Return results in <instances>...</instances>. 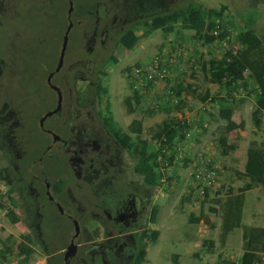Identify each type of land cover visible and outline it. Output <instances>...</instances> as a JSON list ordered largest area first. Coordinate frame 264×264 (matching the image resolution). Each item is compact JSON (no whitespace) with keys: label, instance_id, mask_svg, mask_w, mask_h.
Returning a JSON list of instances; mask_svg holds the SVG:
<instances>
[{"label":"rangeland","instance_id":"rangeland-1","mask_svg":"<svg viewBox=\"0 0 264 264\" xmlns=\"http://www.w3.org/2000/svg\"><path fill=\"white\" fill-rule=\"evenodd\" d=\"M57 1L63 4L59 5L58 11L54 8L56 15L51 16L52 10L42 8L43 0H0V58L4 60L1 65L3 67L0 69V122L2 123L0 124V141H5L9 146L11 137L23 143L28 142L24 140L34 138L35 149L38 148L37 156L40 155L46 142H44L43 134L39 138V135L32 132L34 131L32 124L45 112L44 107L54 104V100L46 103L44 94L45 92L50 99L48 91L53 98V94L45 84L47 73L43 76L42 71L43 60H45L43 59V47L45 44L46 49H50L52 62H55L68 24L67 3L63 0ZM80 1L75 0L78 5ZM197 1L205 7H219L221 4L227 6V20L230 22L227 27L225 26L230 32L227 39L216 41L211 45H203L193 39L192 30L176 26L174 32L165 33L163 30L152 32L129 51L118 49V37L123 31L136 22L142 21L148 15L181 4L182 0H150L145 9L135 0H99V5H101L97 13L99 23H93L94 16L80 14L79 11L71 16L73 22L68 33L69 42H67L64 55L65 65L60 70V74H66L68 78V83L64 85L67 92L70 90V94L75 96L76 92L80 91L81 96V93L85 92L82 90L85 86L88 87L87 92H91L95 81L99 78L108 88L109 107H106V96L99 97L101 100L97 103L95 97L89 94L92 103L88 101L86 110L95 114L96 110L100 109V112L111 116L123 131L128 129L133 119L141 120L143 128L141 138L147 140L151 149L158 147V141L151 138L149 128H154L164 119L180 121L188 117L189 122H194V125L183 143L186 151L190 150L192 158L198 153L205 154L211 163L218 165L220 170L218 182L210 187L203 203L201 200L204 193L199 194L195 187L188 185L193 161L187 163L185 167L181 161L162 169L161 183L149 195L145 212L144 210L143 213L141 212L144 203L136 204L134 207L130 206L131 210L128 209V203L126 204L130 214H145L146 217L149 216L152 206H157L155 228L160 233L159 238L157 237L156 243L149 244V259L142 264H222V259H236L242 253L241 228L234 230L236 232H232L231 237L228 235L225 242L221 243L219 241L220 230L217 232L214 231L215 228L211 230V225L202 220L192 223L190 218L201 213L204 219L209 217L208 219L218 220L217 214L213 212L218 208L213 199H223L227 191L235 192L244 185L247 178L238 176L235 171L243 170L246 147L250 141L264 145V114H262L260 129H256L251 115L254 107L253 96L246 94L244 90H237L232 93L233 97H229L228 105L232 108V120L235 123L242 121L243 127L228 131L226 121L218 115L217 101L208 100L207 103L202 104L189 92L192 90L204 92L208 89L211 96L225 95V88L222 85L206 77L209 60L221 55L229 48L235 51L238 49L237 37L243 30L244 17L253 10H257L255 30L258 34L264 33V3L259 2L260 0ZM103 2L109 9L107 13L104 12ZM176 30H180V33ZM136 31L138 34L142 32L141 28H137ZM178 41L183 42L187 49L184 55H181L180 61L177 60V66L175 69L172 68L167 80L153 84L149 88H145L146 82L136 83L131 80V70L136 64H146L156 56L165 55L168 46ZM15 55L18 59L13 57ZM112 56H115L117 60L113 62ZM188 58L190 59L187 61ZM33 62L34 68L31 67ZM69 64L73 66L68 68ZM127 67L130 69L127 70ZM57 79L58 74L52 78V82ZM34 82L40 87L38 94L45 97L44 104L39 103L38 100L35 102L38 95L32 89ZM177 82H181L187 91H182L179 97L173 90ZM189 85L190 88H188ZM133 87L144 95L140 103L136 104L135 111L129 113L126 110L124 99L132 94ZM178 99L182 100L181 107L174 109ZM164 107H169L171 110L165 111ZM198 121H201V126L196 124ZM8 124L10 127L6 128ZM3 135L4 138H2ZM220 139H225L227 144H234L235 149L223 154ZM8 149L9 147H0V173L7 176L5 180H9L8 183L0 178V203L5 205L4 208L0 207V248L5 246L4 242L6 238H9L6 244L11 246V251L5 259L0 258V264H50L49 261L47 263V253L54 250L55 253L63 255L73 233V224L66 217H60L53 204L49 205L44 195L43 184L36 183L35 189L31 186L29 176L21 179L18 169L23 172L24 165L18 163L19 151L16 154L14 150L15 158L11 160L10 152L8 156ZM33 153L29 157L30 161L35 156ZM69 156L66 154V157ZM16 163L17 168L15 169ZM133 163V161L125 162L127 175H133L140 180L132 173ZM52 164L50 163L54 168H51L49 178L56 179L57 176H61L66 178V181L69 180L70 190L61 196L60 201L74 215L77 198V188L74 183L77 179L72 175L67 162L59 170L56 169V165ZM37 166L36 163L33 164L34 169ZM16 177L20 179L16 180ZM141 178L146 180L143 176ZM132 193L137 192L132 190ZM200 204L202 205L201 210H199ZM42 205L47 213H51V223L62 225L64 230L57 232L55 227V230H44L46 225L44 222L40 223L41 216L37 217ZM48 206L50 212L47 210ZM6 208H12L20 220L16 223L12 222L5 213ZM89 208L90 206L85 208V216ZM41 212L44 213L42 210ZM127 218H130L129 215L124 220L132 223ZM138 219L143 220L144 218ZM110 220L113 221V218L110 217ZM242 222L264 227L263 187H254L245 192ZM87 226L89 230L91 225ZM40 231H43L42 239L38 236ZM48 232L50 233L47 234ZM22 234H29L33 239L30 245L31 254L25 259L17 255V244ZM198 234L202 235V239L198 238L195 243L185 242L182 239L184 236L197 237ZM209 235L216 237L213 239L215 243L211 253L202 244L203 240L211 239ZM174 241H179V244L175 245ZM175 248H180L186 253L174 260L172 256L175 254L173 253ZM261 260L260 264H264V254ZM68 262L78 264L74 257ZM127 263L125 261V264ZM115 264L123 263L122 260H117Z\"/></svg>","mask_w":264,"mask_h":264},{"label":"flooded vegetation","instance_id":"flooded-vegetation-1","mask_svg":"<svg viewBox=\"0 0 264 264\" xmlns=\"http://www.w3.org/2000/svg\"><path fill=\"white\" fill-rule=\"evenodd\" d=\"M63 1L67 3L68 8L70 7V1L72 2V11L70 14L71 20V16L79 11L80 14H90L94 16L93 23H99L97 16L98 8L101 6L99 5V0H81L79 5L76 4L75 0ZM135 1L140 3V6L145 9L150 0ZM62 4L63 2L60 4L57 0H43L41 6L45 10L51 9V16H55L56 11L54 8L58 11L60 7L59 5ZM103 6L104 12H109L105 2H103ZM68 8L66 11V17L69 23V18L67 16ZM67 42H69V40ZM43 50V59H45L43 60L44 63L42 61L43 76L47 73L45 84L53 94V98L48 91L47 93L49 94L50 99L45 92L44 94L46 95V103L54 100V104L49 107H44L45 112L39 116L37 120L33 121L32 125L34 131L32 132L39 135V138H41L42 134L44 135V142H46L45 146L39 156H37L36 152L38 148L35 149L36 142L33 141L34 138L24 140L25 142H28L23 143V141L20 142L18 139L11 137V145L7 146L5 141H0V147H9L8 156L10 152L11 160L12 158H15L13 153L14 150L16 154L18 151L21 152H18V163L24 165L23 172L21 169H18L21 179L23 180V177L29 176L31 186L35 189L37 187L36 183H38V185H40V183L43 184L45 188L44 195L46 196L47 202L49 205L53 204L55 206L60 217H66L68 221L72 222L73 233L75 230L74 220L77 221L78 233L73 240L74 243L75 240L77 241L75 243V254L66 260L67 264H70L68 261L72 257H74L75 262L78 264H111L110 262L116 263L117 260H122L123 264H125V261L127 263V260H129L127 264H133L134 255L141 241L139 234L144 229H156L155 221L157 220V216H151L155 205L152 206L149 216L146 217L144 216L145 214H130V212L127 211L126 204L128 203V209L131 210L130 206L134 207L136 204L144 203L141 212L143 213V210L145 212L148 204L147 201L149 200L148 197L157 187H150L146 180H142L141 176L143 175L135 170L136 160L130 155V152L125 146L119 144L117 138L110 130V127L105 120L110 116L100 112V109H97L95 114L86 110L88 101L92 103L91 96L95 97L97 103L101 100V98L99 99V96L95 93V83L97 80L95 81L94 88L91 92H87L88 87L85 86L82 88L85 92L83 94L81 93V96L80 91H77L76 95L72 96L70 90L67 92L64 86L68 83L67 75L60 74L62 66L65 65L64 57L62 64L56 69L60 50L55 62H52V53L50 52V49H46L45 44ZM13 57L18 59L16 55ZM3 63L4 60L0 58V69L3 67H1ZM72 66L73 64H69L67 67L70 68ZM143 66H145V64H138L132 68L131 80L136 83L140 82L135 75L134 70ZM31 67H35L34 62ZM50 74L51 77L49 83L47 78ZM57 74V81L52 82V78ZM32 89L36 91L38 95L35 102L38 100L39 103L44 104L45 97H41V95L38 94V89L40 90V87L35 82ZM58 93H60L61 97L60 105H58ZM89 94L91 96H89ZM107 100L108 98H106V103ZM56 107L57 111L42 119V116L46 112L51 111ZM0 124L2 123L0 122ZM8 127H10L9 124L6 128ZM4 137L5 136L3 135L2 138ZM32 153L35 155L33 156L36 159L32 157L33 160L30 161L29 157H31ZM66 154H69L70 156L66 157ZM28 160L30 162H28ZM126 161L134 162L132 168L133 171H129H132V173L138 176L140 180H137L133 175H127ZM66 162L70 165L72 175L77 179L74 183L77 188L74 215H72L67 207H65L60 201L61 196L67 194L70 190L68 185L69 180L66 181V178L61 176H57L56 179L49 178V174L52 172L50 170L51 168H54L50 163L56 165V169L59 170ZM35 163L38 166L34 169L33 164ZM6 164H8L7 161ZM14 168H17V163ZM18 179L20 178L16 177V180ZM47 190H49V194L47 193ZM132 190L137 193H132ZM59 206L62 211L59 210ZM87 206H90V208L87 209L88 212H86L87 215L85 216L84 211ZM40 209L44 213L42 214L40 210L37 217L41 216L40 223L44 222L46 225V228L44 229L45 231H48L49 229L53 230L54 227L57 232L59 230H64L62 225H60V227L59 224L56 225L54 223V225L51 223V213H47L43 205ZM47 210L50 212L49 206ZM128 215L130 218L127 219L132 223L124 220ZM110 217L113 218V221L110 220ZM140 217L144 219H138ZM88 224L91 225L89 230L87 226ZM42 232L43 231H40L38 234L40 239H42ZM49 233L50 232L47 234ZM70 238L68 244L70 243ZM148 245L146 246V253ZM66 247L63 251V255H60L62 258V264L65 262L64 252ZM47 254V263L49 257L53 256L54 261L58 264V258L56 255L60 253L48 252Z\"/></svg>","mask_w":264,"mask_h":264},{"label":"trees","instance_id":"trees-1","mask_svg":"<svg viewBox=\"0 0 264 264\" xmlns=\"http://www.w3.org/2000/svg\"><path fill=\"white\" fill-rule=\"evenodd\" d=\"M259 2L264 3V0H260ZM256 13L257 10H253L252 13H248L244 17L243 30L237 37L238 49L235 51L229 48L221 53V55L214 56L209 60L206 77L208 76L214 82L222 85L225 88V95L211 96L208 89L204 92H194V90L189 92L200 101H217L219 105L218 115L226 121V129L228 131L243 127L242 121L235 123L232 120V108L228 105L230 103L229 97H233L232 93L237 90H244L246 94L253 96L252 122L256 129H260L262 124V114H264V33L258 34L255 30ZM227 16V6L225 4H221L219 7H205L197 0H182L181 4L171 9L148 15L142 21L136 22L123 31L118 37V49L129 51L141 39L148 37L152 32L156 30H163L165 33L174 32L176 26H179L181 29L192 30L195 41L203 45H211L216 41L227 39L230 33L229 28H226L230 23L227 20ZM137 28H141L142 32L140 34L137 33ZM176 32L180 33V30H176ZM174 42L176 41L174 40ZM185 49L187 47L181 41L170 44L163 56L166 61L160 62V64L163 67L169 65L171 69H175L177 65L172 64L171 67L168 61L173 56L177 57L180 61L181 58L179 56L181 54L184 55ZM177 53L180 54L177 55ZM111 59H113V62L117 60L115 56H112ZM126 69L129 70L130 67ZM167 79L165 78V80ZM144 82L147 84L145 88L153 85V82L150 80H145ZM131 85L133 86V84ZM175 86L176 88L173 90L178 97L182 91H186L185 86L181 82H177ZM188 88H190V85ZM95 93L99 97L106 96L108 98V88L100 79H97L95 83ZM143 95L141 91L134 87L132 88V94L124 99L127 112L132 113L135 111L136 104L140 103ZM181 102L182 100L178 99L174 105V109L180 108ZM106 107H109L108 100ZM164 110L170 111L171 108L164 107ZM105 120L119 144L125 146L130 155L136 160L135 170L145 177L147 184L152 188L160 185L163 168L178 163L177 161H173L174 151H176L174 144L184 143L187 139V133L191 131L194 125V122L190 123L185 120L173 121L170 118L164 119L162 122L156 124L154 128H149L151 138L158 141V147L151 149L148 146L147 140L141 138L143 131L141 120L133 119L126 131H123L111 116ZM196 124L201 126V121L196 122ZM220 147L223 154H227L229 151L235 149V145L227 144L225 139H220ZM182 155L179 162L182 161L185 167L187 163L189 164L192 161L190 150L183 151ZM207 165L208 167L211 166L210 163H207ZM235 173L238 176L247 178L244 185L235 192L227 191L223 199H213V201L218 205L220 211L219 241L224 243L228 234L232 233L235 227H240L242 229V253L236 259L229 260L225 258L221 262L222 264H260L262 262L261 256L264 254V227L244 224L242 222V212L245 192L258 186L264 188V145L256 141H250L246 147L243 170H236ZM0 178L4 182L9 181L5 180L7 176L3 173H0ZM208 190H210L209 187L204 188L203 193L205 197L208 195ZM0 207L4 208L5 205L0 203ZM5 213L14 223L20 220L12 208H6ZM156 213L157 206H154L151 216L155 217ZM201 220L210 224L209 220L207 218L204 219L201 213L196 217L190 218V222L192 223H198ZM20 237L21 240L17 244V255L25 259L31 254L30 245L33 243V239L29 234H22ZM157 237V229H144L140 232L139 238L141 241L134 255L133 264H141L145 261L146 246L149 242H156ZM6 241L8 242L9 238H6ZM6 241L4 242L5 246L0 248V258L2 260L11 251V246L7 245ZM202 244L208 248V252H212L214 246L213 239L203 240ZM51 252H54V250ZM60 255H56L58 264H61L62 258ZM172 257L176 260L177 255L174 254ZM48 260L50 264H56L53 256L49 257Z\"/></svg>","mask_w":264,"mask_h":264},{"label":"built area","instance_id":"built-area-1","mask_svg":"<svg viewBox=\"0 0 264 264\" xmlns=\"http://www.w3.org/2000/svg\"><path fill=\"white\" fill-rule=\"evenodd\" d=\"M180 51V50H179ZM180 53H177L179 55ZM182 55V54H181ZM181 55L179 56L181 58ZM164 56V55H163ZM163 56H156L154 59L145 64V66L141 68H136L134 70L135 75L140 80V82H144L145 80H150L153 84H159L167 78L170 71L172 70L170 66L163 67L160 62L166 61ZM177 57H172L168 62L175 66L177 65ZM176 61V62H175ZM166 63V62H165ZM190 121L188 117L182 118V121ZM189 133H187V136ZM173 161L179 162L181 157L183 156V151H186L185 146L182 143L174 144ZM193 161L192 166V174L190 177V184L195 187L199 194H203L205 187H212L214 184L218 182L219 176V168L217 164L211 163L209 158L202 153H198L195 157L191 158ZM207 163H210L211 166L208 167Z\"/></svg>","mask_w":264,"mask_h":264},{"label":"water","instance_id":"water-1","mask_svg":"<svg viewBox=\"0 0 264 264\" xmlns=\"http://www.w3.org/2000/svg\"><path fill=\"white\" fill-rule=\"evenodd\" d=\"M71 11H72V2L70 1V7L68 8V12H67V16L69 18V23H68L67 28L64 32L63 41H62L60 53H59V61H58V65H57L56 69H58L60 67V65L62 64V61H63V57H64V53H65V49H66V45H67V41H68V33H69V30H70L71 25H72V20L70 18ZM50 77H51V74L47 78V81L49 83H50ZM53 87L56 88L55 86H53ZM58 94H59L58 105H60L61 97H60V93H58ZM55 111H57V107L51 111L46 112L42 116V119H44L46 116H48L49 114H51ZM47 193L49 194V190H47ZM59 210L62 211L60 206H59ZM74 228H75V230H74V233L72 234V236L70 238V243L68 244V246L66 247V250L64 252V261H65L64 264H67L66 260L75 254V246L76 245L73 242V240L78 233V225H77L76 220H74Z\"/></svg>","mask_w":264,"mask_h":264},{"label":"crops","instance_id":"crops-1","mask_svg":"<svg viewBox=\"0 0 264 264\" xmlns=\"http://www.w3.org/2000/svg\"><path fill=\"white\" fill-rule=\"evenodd\" d=\"M201 103L202 104H205V103H207V101H201ZM203 109H204V107H203ZM188 185H190V183L188 182ZM191 186V185H190ZM189 186V187H190ZM194 191H196L195 189H194ZM204 195V194H203ZM204 198H205V196L202 198V203L204 202ZM214 202V201H213ZM217 207H218V205L216 204V203H214ZM202 209V205L200 204V207H199V210H201ZM204 212V211H203ZM214 213H216L217 215V218H218V220H216L215 218H211V219H208L209 217H207V219L209 220V222H210V225H211V227H212V229L211 230H214V228H215V230L214 231H219L220 230V221H221V219H220V211H219V208H216V210L215 211H213ZM252 216V215H251ZM238 228H240V227H235L234 229H233V232H236V231H234V230H236V229H238ZM157 229V228H156ZM158 230V229H157ZM158 234H160L159 233V231H158ZM231 234L232 233H230V234H228L229 235V237H231ZM160 236V235H159ZM210 236V238L211 239H215L216 237H214V236H211V235H209ZM202 237V235H199L198 234V236L197 237H195V236H184V237H182V239H183V241H185V242H190V241H192L193 243H195L196 241H197V239L199 238V239H202L201 238ZM159 238V237H158ZM156 242H157V240H156ZM156 242H154V243H156ZM176 243H178L179 244V241H174V244L176 245ZM214 243H215V241H214ZM241 243V242H240ZM150 244V243H149ZM148 247H149V245H148ZM148 247H147V253H146V260H148L149 258H148ZM173 253H175L176 255H177V257L179 258V255H181V254H184V253H186V252H184V251H182L180 248H178V249H174V251H173Z\"/></svg>","mask_w":264,"mask_h":264}]
</instances>
